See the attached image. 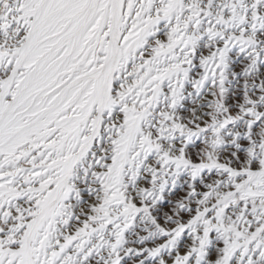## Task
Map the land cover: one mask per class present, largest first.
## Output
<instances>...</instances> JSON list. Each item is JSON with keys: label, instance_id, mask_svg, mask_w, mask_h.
Returning a JSON list of instances; mask_svg holds the SVG:
<instances>
[{"label": "snow or ice", "instance_id": "1", "mask_svg": "<svg viewBox=\"0 0 264 264\" xmlns=\"http://www.w3.org/2000/svg\"><path fill=\"white\" fill-rule=\"evenodd\" d=\"M0 264H264V0H0Z\"/></svg>", "mask_w": 264, "mask_h": 264}]
</instances>
